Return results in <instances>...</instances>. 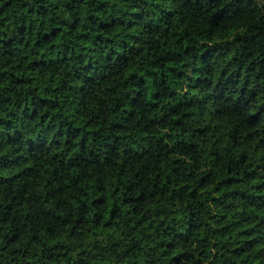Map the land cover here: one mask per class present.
<instances>
[{"label":"trees","instance_id":"1","mask_svg":"<svg viewBox=\"0 0 264 264\" xmlns=\"http://www.w3.org/2000/svg\"><path fill=\"white\" fill-rule=\"evenodd\" d=\"M210 3L211 0H140L139 3L137 0H124L121 12L127 20H120L119 23L124 25L127 31L120 38L111 39L108 35L100 36L97 33L109 32L117 26V20L110 16L101 18L94 14V7L91 8L93 14L88 15L81 23L78 13L81 8L90 5V0H80L72 7L67 2L57 3V9H62L74 17L71 21L59 23L53 15L57 9L51 7L49 0H0V83L9 82L8 87H0L2 166L8 168L16 162H26L33 144L40 141L45 132L53 137V142L55 138H60L59 143L63 145L77 134L83 140L79 120L70 115L64 106H57L55 111L49 113L48 109L53 107L48 104L49 89H37L33 86L25 97L26 102H20L19 86L33 83L24 77L25 72L39 75L46 67L54 64L53 57L64 59L59 57L60 49L53 52L52 48H48L50 37L68 33V39L72 42L69 47L79 44L93 48V39L102 40L106 42L102 55L113 62L125 60L123 54L133 46L141 54L148 52L150 47L153 53L150 56L151 64H145V68H150L152 74L134 73L135 79L125 89L130 98L122 108L116 107L117 116L127 119L137 110V96L142 95L139 88L141 83L148 90L152 108L162 111L167 104L161 90L167 88L165 95L172 102L170 111L180 116L172 127L181 135L173 143L182 144L185 140H190L195 146L198 140L214 136L213 147H216L224 133L229 136L238 134L236 128L227 123L223 126L209 125L208 121H203L204 127H201L200 117L195 112L184 111L195 108L193 101L207 88L208 92L217 98L213 103L218 102L224 106L223 111L217 109L218 117L226 121L236 120L239 126V114L244 113V128L249 129L244 141L248 151L241 155L240 163H235L231 154L221 152L220 148L213 153V170L209 173L208 183L216 184L217 195L210 201L202 200L197 190L198 187L207 186L202 182L203 176H187L179 185L172 184L169 187V195H175L176 192L183 194L176 196L175 203L182 205L183 214L188 220L186 225L178 229V238L190 246L202 229L205 233L200 238L199 250H186L183 253L184 258L188 260V264H229L230 261L231 264H237L240 256L252 251L258 243H264V35L261 34L264 33V22L251 30L249 38L243 44H217L209 48L204 42L216 36L212 31L216 27L213 21L226 12L225 6L217 7L205 22L202 9L207 8ZM37 16H50L53 19L40 23L37 30ZM90 30H94L91 36ZM33 35L36 36L35 41ZM149 41V47H145ZM45 48L47 51H42ZM81 51L82 48H77V52ZM226 51H232L234 58L223 66L222 57ZM163 52H168V55L163 56ZM100 57L101 53L93 49L91 53L84 52L82 56L70 60L73 70L69 75L82 83L90 82L93 59L98 60ZM170 60H177L179 64L172 66L167 63ZM218 60L223 70L219 71L217 76L213 65ZM184 86H187L189 91L181 95L177 89L183 92ZM30 100H35V104L30 105L27 102ZM45 104L48 107L37 116L36 108ZM69 107L75 113L77 106ZM189 118L196 122L194 130L188 126ZM210 119L215 118L210 116ZM90 123L92 128L96 127L95 123ZM40 125L45 127L41 128ZM116 127L113 125L109 132L103 135L116 134ZM256 130L259 131V136L256 135ZM176 132L173 133L174 136ZM64 133H68L67 140L63 137ZM167 142L164 141L165 144ZM5 148H10L11 151L5 153ZM107 150L106 148L105 151ZM83 151L82 147L81 152ZM257 155L258 160L252 162ZM218 157L223 159L219 174L215 166ZM130 179L134 181V177H126L125 183ZM176 179L177 176L173 174L172 180ZM16 181V177L4 178L0 173V224L10 223L8 235L0 236V239L7 242L9 252L12 251L10 246L13 242L20 243L25 234L31 236L30 243L33 247L40 241V234L35 232L30 218L31 213L26 211L27 197L13 190ZM163 187L161 185V188ZM234 187L240 190L229 191ZM93 191L98 194V200H93L90 205L82 204L81 207L85 209L83 214H66L60 217L59 210L50 214L72 229L71 233H66L69 241L77 238L78 225H82L89 218L87 209L108 202L99 181L95 189H89V192ZM127 191L123 185L118 189L121 197ZM113 195V218H98L97 223L104 228L115 227L119 219L117 214H123L127 219L130 213L131 220L127 227L137 231L147 228L148 232L144 234L145 242L153 243L155 248L167 255V251L174 247L173 241L177 239L171 231L173 224L160 223L154 227L152 218L146 219V213L139 212L134 207L136 201L131 199V193L128 200L115 199V194ZM165 202L169 203L167 197ZM57 234L51 226L48 227L50 237L54 238ZM74 247L75 245L69 247L68 244L56 245L58 250L66 249L63 256L67 264H74L69 255ZM3 251L4 249L0 248V252ZM16 253L19 254L21 264H27L25 258L29 256L30 250L25 247L23 250L16 249ZM52 258L51 254L47 256L49 260ZM145 259L146 264H151L147 257ZM9 264H17L16 256ZM170 264H182L181 258L174 257Z\"/></svg>","mask_w":264,"mask_h":264},{"label":"clouds","instance_id":"2","mask_svg":"<svg viewBox=\"0 0 264 264\" xmlns=\"http://www.w3.org/2000/svg\"><path fill=\"white\" fill-rule=\"evenodd\" d=\"M49 2L53 9H57V3L67 2L72 7L80 0H55V2L49 0ZM139 2L140 0H137V3ZM220 6H225L226 12L213 21L216 27L212 31L216 36L204 42L209 48L217 44H243L249 38L251 30L264 22V0H211L208 7L202 9L203 20L206 22L212 12ZM92 7L96 9L94 14L101 18L110 16L117 20L116 27L107 33L98 32L97 35H108L111 39H118L127 31V28L119 23L120 20H127L121 12L124 0H90V5L81 8L78 13L81 23L88 15L93 14ZM53 15L58 23L65 20L71 21L74 18L62 9H57ZM52 19L53 17L50 16L35 17L37 30L40 23H46ZM92 31L94 30L89 32L90 36ZM261 34L264 35V33ZM68 36V33H64L54 38L50 37L48 44V48H52L53 52L60 49L59 57L64 59L53 57L54 64L46 67L42 74L29 72L23 74L33 83L19 86L20 102H26L25 97L33 86L37 89H49L48 104L53 106L48 109L49 113L55 111L57 106H64L70 115L79 120L83 140L77 134L63 145L59 143L60 138H55L53 142V137L45 132L41 135V140L33 144L26 162H16L8 168L0 163V173L4 178H17L13 190L27 197L26 211L31 213L34 230L40 234V241L35 244V247L30 243L31 236L25 234L20 243L13 242L10 246L11 252L8 251L7 242L0 239V248L4 249L0 252V264H9L14 256L17 258V264H21L16 249L23 250L25 247L30 250L29 256L25 258L27 264H67L63 256L66 249L58 250L57 244H68L69 247L75 245L69 254L74 264H146V257L151 264H170L174 257H180L182 264H188L183 253L190 249L199 250L200 238L205 233L202 229L190 246L185 245L178 238V229L186 225L188 220L183 214L182 205L175 203L176 196L183 194L176 192L175 195H169V187L172 184L179 185L187 176L197 178L203 176L202 182L207 186L197 189L201 199L210 201L217 195L216 184L208 183L209 173L213 170L211 157L217 148H220L221 152L230 153L235 163L241 162V155L248 151L244 143L249 132V129L244 128L245 114H239V126L236 120L226 121L218 117L217 109L223 111L224 106L218 102L213 103L217 99L216 96L205 88L193 101L196 107L184 109V111L195 112L200 117L201 127H204L203 121L217 126L227 123L235 127L238 134L229 136L224 133L216 147H213L214 136L198 140L195 146L190 140H185L182 144H174L173 141L181 133L176 132L172 125L180 116L170 111L172 102L165 95L168 92L167 88L161 90L167 104L162 111L152 108L148 90L141 83L139 88L142 95L137 96V110L127 119L116 115V107L122 108L130 98L125 89L135 79L134 73L152 74L150 68H145V64H151L150 56L153 54L149 47L151 41L145 44V47H149L148 52L141 54L133 46L123 54L126 57L125 60L113 62L102 55L106 42L93 39V48L79 44L69 47L72 42L69 41ZM35 38L36 36L33 35V41ZM77 48H82V51L77 52ZM93 49L99 51L101 57L98 60L93 59L90 82L82 83L69 75L73 70L69 61L82 56L84 52L91 53ZM42 51H47V48ZM162 55L166 57L168 52H163ZM233 58L232 51L224 52L223 66L232 62ZM167 63L176 66L179 61L170 60ZM223 66H220L219 60L213 65L217 76L219 71L223 70ZM8 86V81L0 83V87ZM188 91L187 86L183 87V92L177 89L181 95ZM27 102L30 105L35 104V100ZM69 105L77 106L75 113ZM47 107V104L37 107L36 115L39 116ZM210 116L215 119H210ZM90 121L95 123V128H92ZM113 125L117 126L114 130L116 134L103 135L108 133ZM188 126L194 130L196 122L189 118ZM40 127L44 128L45 125ZM174 132H176L175 136ZM256 135L259 136L258 130ZM63 137L67 140L68 133H64ZM165 140L168 141L167 144L164 143ZM82 147L83 152H81ZM252 147L255 148V145ZM106 148L107 151H105ZM10 151V148H5V153ZM258 155L252 162L258 160ZM222 163L223 159L218 157L215 162L217 174L221 170ZM129 165L132 167L130 168ZM173 174L177 176L175 181L172 180ZM126 177H134V181L130 179L128 183H125ZM157 177L159 179H156ZM97 181L104 190V196L108 202L107 204L99 203L97 207L87 209L89 218L82 225H78L77 238L69 241L66 233H71L72 229L50 214L57 210L60 217L66 214H83L85 209L81 207L82 204L90 205L93 200H98L97 193L89 192V189L96 188ZM121 185L128 189L122 197L118 192ZM161 185L164 187L161 188ZM236 190L240 189L237 187L229 189V191ZM129 193H131V199L136 201L134 207L139 212L146 213V219L151 217L154 227L160 223L173 224L171 231L177 239L173 241L174 247L167 251V255L159 248H155L153 243L145 242L144 234L148 232L147 228L137 231L127 227L131 220L130 213L127 219L123 214H117L119 219L115 227L104 228L97 223L98 218L108 217L109 220L113 218V194L115 199L128 200ZM166 197L169 203L165 202ZM49 226L58 233L54 238L48 235ZM9 228L10 223L0 224V236H7ZM140 245L144 246L140 247ZM41 253L44 255L42 256ZM50 254L53 256L51 260L47 259ZM262 261H264V243H258L252 251L240 256L237 264L241 262L262 264Z\"/></svg>","mask_w":264,"mask_h":264}]
</instances>
